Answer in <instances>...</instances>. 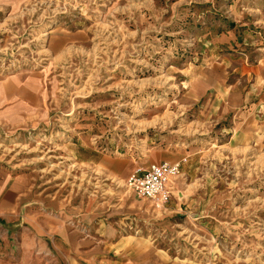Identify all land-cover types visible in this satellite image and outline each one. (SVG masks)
Returning a JSON list of instances; mask_svg holds the SVG:
<instances>
[{"label":"rangeland","instance_id":"1","mask_svg":"<svg viewBox=\"0 0 264 264\" xmlns=\"http://www.w3.org/2000/svg\"><path fill=\"white\" fill-rule=\"evenodd\" d=\"M17 71L52 99L42 123L0 131V171L25 173L64 226L88 201L140 200L131 173L177 162L151 243L183 264H264V0H0V76Z\"/></svg>","mask_w":264,"mask_h":264},{"label":"crops","instance_id":"2","mask_svg":"<svg viewBox=\"0 0 264 264\" xmlns=\"http://www.w3.org/2000/svg\"><path fill=\"white\" fill-rule=\"evenodd\" d=\"M51 99V88L37 72L0 76V131L42 123ZM228 101L229 106L238 102L233 97ZM30 184L25 173L0 171V250H10L21 262L42 258V264H183L151 243L162 238L155 223L160 224L158 220L166 215L163 207H152L153 201L134 199L128 191L106 204L88 201L63 214L64 219L76 220L66 227L53 211L50 199H43ZM133 221L141 231L137 235L131 229Z\"/></svg>","mask_w":264,"mask_h":264},{"label":"built area","instance_id":"3","mask_svg":"<svg viewBox=\"0 0 264 264\" xmlns=\"http://www.w3.org/2000/svg\"><path fill=\"white\" fill-rule=\"evenodd\" d=\"M177 162L150 163L144 170L135 171L126 179V187L136 196L163 205L171 193V178L179 172Z\"/></svg>","mask_w":264,"mask_h":264},{"label":"bare ground","instance_id":"4","mask_svg":"<svg viewBox=\"0 0 264 264\" xmlns=\"http://www.w3.org/2000/svg\"><path fill=\"white\" fill-rule=\"evenodd\" d=\"M58 30H59V29H58ZM58 30H57V31H58ZM49 32H50V31H49ZM56 33H57V32H56ZM51 37H52V36H51ZM50 39H51V38H50ZM49 41H50V40H49ZM49 41H48V42H49ZM54 41H56V40H54ZM48 44H50V43H48ZM45 50H46V49H45ZM31 78H32V77H31ZM195 84H196V83H195ZM198 86H199V85H198ZM4 87H5V86H4ZM8 87H9V86H8ZM196 87H197V86H196ZM10 88H11V87H10ZM149 156H150V155H149ZM157 162H158V161H157Z\"/></svg>","mask_w":264,"mask_h":264}]
</instances>
